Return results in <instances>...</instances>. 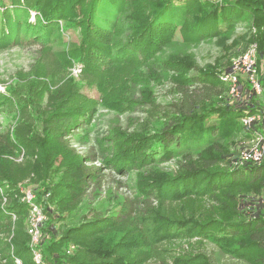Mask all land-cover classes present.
<instances>
[{"label": "trees", "instance_id": "16d2710c", "mask_svg": "<svg viewBox=\"0 0 264 264\" xmlns=\"http://www.w3.org/2000/svg\"><path fill=\"white\" fill-rule=\"evenodd\" d=\"M121 16L130 22L127 33L118 25ZM60 20L65 22L62 31ZM243 21L256 28L264 82V0H225L223 5L206 0H0V49L22 38L46 45L76 27L81 39L70 55L84 63L86 71L97 73L124 59L153 67L178 33L188 44L214 37L223 42ZM122 33L124 41H112ZM164 64L174 72L171 79L179 100L170 109L153 102L149 93L144 100L150 102L149 115L162 124L108 136L109 164L127 173L140 169L137 195L119 213L67 224L90 184L100 186L105 177L101 167H87L82 157L76 159L80 167L75 175L72 156L66 154L62 166L68 173L54 185L45 184L68 127L94 115L92 100L77 109L64 103L62 92H48L38 111L42 117L51 113L57 123L67 121L60 133L54 134L42 117H37L42 131L31 129L27 137L15 139L10 127H0V264H16L15 258L38 264L35 250L45 264H213L203 251L206 241L245 264H264V163L235 168L238 150L231 153L228 146L239 118L261 105L253 98L244 105L227 102V85L219 76L228 65L217 62L200 68L193 56L178 53ZM192 70L197 73L190 74ZM5 100L0 96V104ZM128 102L132 107L135 100L105 96L104 106L124 110ZM241 134L244 138L246 132ZM180 152H185L184 158L173 173L144 167L170 161ZM24 180L41 187L34 191L36 201L43 202L49 215L36 248L27 231L29 204L22 201L19 188ZM71 243L76 249L69 254ZM139 253L144 260L137 259Z\"/></svg>", "mask_w": 264, "mask_h": 264}, {"label": "rangeland", "instance_id": "374dc122", "mask_svg": "<svg viewBox=\"0 0 264 264\" xmlns=\"http://www.w3.org/2000/svg\"><path fill=\"white\" fill-rule=\"evenodd\" d=\"M31 15L33 17L34 12ZM118 25L125 28L127 33L130 22L121 16ZM248 25L245 21L238 22L230 38L223 42L214 37L196 44H188L182 41L178 33L170 46L158 54V63L153 67L150 62L138 65L132 60L124 59L111 67H102L97 73L86 71L84 63L71 58L73 44L78 45L81 39L80 31L76 27L75 31L65 32L64 40L56 39L41 45L36 40L22 38L20 42L0 49V96L6 99L0 104V127H10L15 139L17 136L27 137L31 129L42 131V122L37 123V117H42L38 107L40 103H45L48 92H62L64 103L69 107L79 109L81 105H90L91 100L96 106L92 118L82 119L77 126L68 127L70 129L65 133L58 148L60 152L56 154L50 177L45 181L46 185H54L68 173L62 166L66 154L72 156V170L75 175L80 167L76 162L79 157H82L87 167H101L100 173L105 174L100 186L90 184L86 196L75 214L67 219V224L75 225L119 213L123 204L137 195L136 181L140 169L133 168L127 173L109 164L112 161L107 160L112 159V152L108 136L118 132L132 134L147 129L153 130L162 124V121L149 115L151 105L144 100L149 93L152 101L165 109H170L171 103L179 100L180 96L171 79L174 72L166 68L164 61L171 54L178 53L193 56L200 68L217 62L226 67L230 58L244 49ZM59 26L62 31L65 22L60 20ZM125 37L124 33L115 35L112 36V41L122 42ZM196 73V70L190 72L192 75ZM118 95L129 100L134 99V105L131 107L128 102L129 108L124 106V110L104 106L105 96L112 99ZM42 118H47L54 134L63 132L68 125L67 121L57 123L56 117L51 113ZM236 124L233 143L228 145L231 153L238 150V138L244 133L240 118ZM219 142L226 145L224 139ZM199 149L194 150V154ZM91 154L94 155L93 158H83ZM184 154L185 152H180L170 161H155L144 167H158L161 171L173 173L177 168V161L184 158ZM98 179L99 177H94L95 181ZM19 184L29 187L32 191L41 190V187L34 185L30 180ZM48 217L47 214V219ZM203 251L213 264H245L223 253L210 241H206ZM137 259L144 260V253L137 254ZM143 264L153 263L146 260Z\"/></svg>", "mask_w": 264, "mask_h": 264}, {"label": "built area", "instance_id": "2783aa9c", "mask_svg": "<svg viewBox=\"0 0 264 264\" xmlns=\"http://www.w3.org/2000/svg\"><path fill=\"white\" fill-rule=\"evenodd\" d=\"M223 5L225 0H206ZM248 36L245 47L230 58L227 69L222 71L220 79L227 85L225 99L230 105L249 104L251 99L259 108L250 113L246 112L240 117L245 137H240V147L233 157L232 166L237 168L246 164L260 165L264 163V82L262 79L263 64L259 62L258 43L254 39L256 28L248 25ZM23 153L17 160H22ZM22 201L29 204L28 227L30 245L36 248L42 239V226L47 220L43 202L36 201V193L29 187L19 184ZM6 202V199L4 200ZM13 219L15 216L13 215ZM76 249L71 243L67 253ZM34 258L38 264H45L41 253L34 251ZM16 264H23L22 260L15 258Z\"/></svg>", "mask_w": 264, "mask_h": 264}, {"label": "crops", "instance_id": "0c3cea01", "mask_svg": "<svg viewBox=\"0 0 264 264\" xmlns=\"http://www.w3.org/2000/svg\"><path fill=\"white\" fill-rule=\"evenodd\" d=\"M240 147V145L238 146V148Z\"/></svg>", "mask_w": 264, "mask_h": 264}]
</instances>
